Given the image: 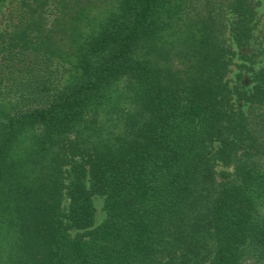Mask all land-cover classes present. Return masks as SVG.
Here are the masks:
<instances>
[{
    "label": "trees",
    "instance_id": "16d2710c",
    "mask_svg": "<svg viewBox=\"0 0 264 264\" xmlns=\"http://www.w3.org/2000/svg\"><path fill=\"white\" fill-rule=\"evenodd\" d=\"M258 5L0 0V264H264Z\"/></svg>",
    "mask_w": 264,
    "mask_h": 264
},
{
    "label": "rangeland",
    "instance_id": "374dc122",
    "mask_svg": "<svg viewBox=\"0 0 264 264\" xmlns=\"http://www.w3.org/2000/svg\"><path fill=\"white\" fill-rule=\"evenodd\" d=\"M258 18L259 22L257 25L256 32L258 29H261L264 26V0H258ZM18 0H5V5L7 6L4 8V13H6L11 7L16 6ZM86 4V17L84 19V24L82 28V34L88 35L95 32L100 25L106 20L107 16L116 11L118 8L119 0H85ZM9 8V9H7ZM53 16H50V20ZM49 25V24H48ZM7 28V19L0 15V33ZM64 48L68 53H70V41L64 40L63 41ZM253 47L255 48V54L251 57L252 59L245 60L239 58L238 55L240 51L237 52L235 56L231 58L230 64V71L228 72L227 77L231 80L230 84H242L246 87H249L251 82V75L253 73V69L258 68L264 63V50H262V46L258 44V42H253ZM251 51H249L250 53ZM242 64L247 65V67L243 66ZM240 72L241 75L238 73ZM238 74V75H237ZM217 171V179L218 181H223L225 179V174L222 171L232 172L233 166L232 165H225L221 161H218L216 165ZM231 175V174H230ZM229 176V175H227ZM93 203L95 207V223L94 225L100 224L105 218V211L103 208V197L99 195L93 196ZM63 208L66 210L67 208V201L64 202ZM1 232V229H0ZM5 240L2 239L0 235V248H4Z\"/></svg>",
    "mask_w": 264,
    "mask_h": 264
}]
</instances>
